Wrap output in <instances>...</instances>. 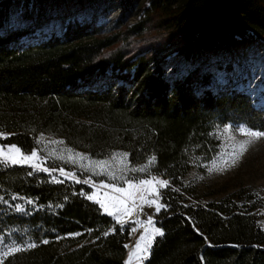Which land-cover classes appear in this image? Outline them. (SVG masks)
<instances>
[{"label":"trees","instance_id":"obj_1","mask_svg":"<svg viewBox=\"0 0 264 264\" xmlns=\"http://www.w3.org/2000/svg\"><path fill=\"white\" fill-rule=\"evenodd\" d=\"M120 1L119 27L104 36L95 17L69 20L68 0H0V134L8 135L1 145L38 151L51 169H75L44 148L41 137H51L108 165L78 170L81 178L117 186L166 179L156 220L162 234L143 264H264L255 207L183 198L193 158L216 153V128L264 132V107L211 71L230 70L211 59L221 49L264 41V0H149L129 26H122L127 0ZM91 192L0 162V198L33 204L26 214L0 205V233L12 228L31 242L2 264H125L129 229Z\"/></svg>","mask_w":264,"mask_h":264},{"label":"rangeland","instance_id":"obj_2","mask_svg":"<svg viewBox=\"0 0 264 264\" xmlns=\"http://www.w3.org/2000/svg\"><path fill=\"white\" fill-rule=\"evenodd\" d=\"M149 0H127L128 18L122 26H129L143 18L148 8ZM75 11L69 20L78 18L91 20L95 17L97 25H104V36L116 31L119 27L120 0H68ZM130 17H129V16ZM222 65L230 67L229 72L212 67L218 81L229 82L235 88L247 93L255 105L264 107V41L249 40L241 42L234 49H221L211 58ZM254 131L243 124H227L216 128L214 136L218 141L216 153L209 159L193 158L191 168L183 177L186 193L183 194L187 204L206 205L228 198L238 205L242 211L255 207L252 213L257 218L259 227L264 231V137L259 139L246 133ZM259 132V131H258ZM0 134V141L7 137ZM41 142L48 153L58 158L62 163H69L72 170L66 168L51 169L46 166V159L38 151L31 161H23L22 156L31 153L12 152L8 149L13 145L3 146L5 156H0V162L10 165L30 166L34 170L43 171L53 182L85 183L92 187L88 195L92 201L99 204L103 212L111 216L120 225L129 229L128 239L125 241V264H143L150 253L154 240L161 231L156 224L157 216L163 208L161 191L168 185V181L160 176H149L137 181H128L122 186L96 181L91 177L81 178L77 171H102L108 166L106 163H92L86 156L73 153L65 149L58 139L43 136ZM247 150L241 155V146ZM11 155L21 159L13 164L7 160ZM120 158L113 166L121 165ZM98 169V170H97ZM151 181V183H142ZM116 189H122L117 191ZM31 202V203H29ZM153 202V203H150ZM0 205L5 210L16 214H26L33 207L32 201L16 195L0 198ZM159 206V211L157 207ZM111 213V214H109ZM151 221V222H149ZM159 230V232H157ZM12 228L0 233V264L10 255L18 252L15 249H25L31 242L23 234ZM143 237V239H141ZM21 239V242L18 241ZM139 243L140 247L137 248Z\"/></svg>","mask_w":264,"mask_h":264},{"label":"snow or ice","instance_id":"obj_3","mask_svg":"<svg viewBox=\"0 0 264 264\" xmlns=\"http://www.w3.org/2000/svg\"><path fill=\"white\" fill-rule=\"evenodd\" d=\"M248 136L259 139L261 137H264V132H258V131H249L246 133ZM247 149L242 145L241 146V155L243 154L244 151H246ZM16 152V153H20V150L18 148H15V146H12L11 148L8 149V153H12V152ZM0 156H5L4 150L0 149ZM36 157V153L33 152L30 156H22V160L23 161H31ZM7 160H9L11 163L16 164V163H20L21 159H18L16 157H13L11 155L7 156ZM142 183H151V181H142ZM117 191H122V189H116ZM89 199H92V197H89ZM31 203V202H29ZM153 203V202H150ZM157 211H159V206L157 207ZM111 214V213H109ZM151 222V221H149ZM157 232H159V230H157ZM162 234V233H160ZM143 239V237L141 238ZM34 246V245H33ZM140 245L139 243L137 244V248H139ZM14 251H19V249H15Z\"/></svg>","mask_w":264,"mask_h":264}]
</instances>
